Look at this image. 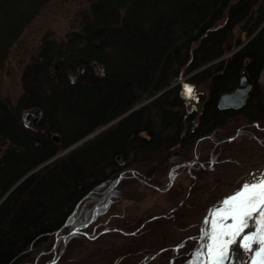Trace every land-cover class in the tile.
<instances>
[{"label":"trees","instance_id":"trees-1","mask_svg":"<svg viewBox=\"0 0 264 264\" xmlns=\"http://www.w3.org/2000/svg\"><path fill=\"white\" fill-rule=\"evenodd\" d=\"M36 1L0 0L19 17L0 37V69L50 0ZM242 70L253 87L246 104L220 109ZM263 70L264 0H88L65 39L44 38L24 65L15 102L0 98V264H68L69 250L93 244L101 264H183L214 200L134 222L99 216L127 181L163 191L173 168L193 177L221 169L214 184L233 178L232 191L262 169ZM185 85L201 89L192 107ZM32 109L40 115L28 125ZM204 139L220 140L205 158ZM190 146L193 158L178 163ZM159 171L161 187L151 182Z\"/></svg>","mask_w":264,"mask_h":264},{"label":"rangeland","instance_id":"rangeland-1","mask_svg":"<svg viewBox=\"0 0 264 264\" xmlns=\"http://www.w3.org/2000/svg\"><path fill=\"white\" fill-rule=\"evenodd\" d=\"M23 4L32 8V6L37 4V1L23 0ZM87 5L88 0H50L40 10V12L27 24L20 36L9 48L7 57L0 69V98L5 99L10 103L15 102L17 97L22 92L21 72L23 67L30 60V58L36 55L39 51L43 39H53L56 42L64 40L67 33L78 25L80 21V13L87 7ZM17 18L19 17H17L15 10H0V37L2 34L5 35L12 30L14 25L17 23ZM240 29L241 27L237 26L234 29V34L235 36H240L243 43H245L248 39H246L244 32H240ZM239 47H236L235 49ZM232 52L233 51H230L225 56H228ZM260 76V81L264 83V70ZM183 80L184 77L180 78L179 82ZM192 89L193 91L191 95L185 94L190 107L196 104L197 96L201 91L200 88ZM183 90L185 93L184 88ZM240 138L241 137H239V139ZM219 141L220 140H216L214 142V140L212 141L211 139H204V141L199 142V154H201L203 158L207 157L209 152L212 151V149L214 150L217 142ZM66 150L67 149L61 152L63 153ZM180 155L178 163L184 164V162L190 161L194 156L193 147L190 146L185 148ZM223 155L224 154L222 153L220 157ZM263 168L252 172V175L249 177V179H253V181H251L252 183H257L264 179ZM219 170H206V172L197 171L196 176L193 177L186 174V171H183V168L181 167L173 168V170L170 171L171 182L169 184V189L163 191H153L150 187L140 184L139 182L133 180L127 181L126 184L120 186L119 197L116 198L115 202L111 204L107 210L100 214L99 219L102 221L134 222V219L147 218L152 214L164 212V210L172 207L179 201H181V203L183 201V203H192L198 197L199 199H202L203 202H207V200H214L216 203L218 199L224 197L229 192L234 191H231V189L233 188L232 183H235V179L229 178L228 180L225 179L226 181H224V184L215 185L214 183L217 178H219L217 173ZM164 173V171H159L158 174L160 175L153 176V180L151 182H154V184H157L159 187L167 184L168 178ZM249 179L245 181H248ZM251 182L249 181L247 183L252 184ZM230 206H232V203H229V205L226 206V210L229 209ZM208 207L199 215V227L201 231L197 240L191 238L186 240L188 244L192 245V254L188 260L183 262V264L204 263L205 248L201 250L203 251L202 257H199V259L195 261L197 263H194L193 261L197 252L196 246L200 241L199 239L203 236L202 218L207 213V210L209 209ZM229 221L230 218L228 216L223 222L224 226ZM216 226V223L209 225L211 233L216 230ZM262 227L264 228V221ZM222 237L226 239L228 237V232L224 230ZM219 244L222 245H220L218 251H215V253H212L214 251L210 252L213 254L210 257V260L214 259L215 261H220V259L226 256L227 243L222 242L221 238H219V242H216L214 239H210L206 244V249L208 251L214 250L215 248H218ZM93 246L95 245H87L84 249L78 247V249L69 250L71 257L68 264H74L76 261L79 263L86 262V264H101V256L99 255V252L101 251ZM194 251H196L195 254H193ZM82 254L84 255V258L82 257ZM250 255L251 254L248 252L245 254L246 263L250 261ZM192 257L193 260H191ZM231 264H233V262Z\"/></svg>","mask_w":264,"mask_h":264},{"label":"water","instance_id":"water-1","mask_svg":"<svg viewBox=\"0 0 264 264\" xmlns=\"http://www.w3.org/2000/svg\"><path fill=\"white\" fill-rule=\"evenodd\" d=\"M252 89H253L252 81L247 76L245 70H242L241 71V75H240V79L238 81V84L234 87L233 90L224 91L223 93H221L219 95V97L217 98V100H218L217 101V106L220 109L240 108V107H242L243 105L246 104V101L248 100V97H249ZM135 108L136 107H134L133 109H135ZM39 115H40V110L39 109L25 110L23 112V119H24L26 124L30 125V124H32V122L36 121V119L39 117ZM114 121H112V122H114ZM112 122H110V123H112ZM104 127L105 126L99 128V129H96L89 136L97 133L99 130L103 129ZM89 136H87V137H89ZM53 139L57 140L58 136L57 135H53ZM32 171H30V172H32ZM29 173H27L25 176H27ZM263 173H264V168H263ZM249 181L251 182V181H253V179L250 178L248 181H244V183H247ZM244 183L241 184V187L243 186ZM241 187H239V189H237V190L229 192L224 197L218 199V201L216 203H214L213 205L208 207L209 209L207 211H212L215 208V206L218 205L219 202H221L225 198H228L229 196L235 194L237 191H239L241 189ZM258 191H260V189H258ZM229 218H230V221L226 225L234 224V228H235V222L233 220V217L231 215H229ZM260 221L261 222H260L259 225L255 224L253 221H250L249 222V227L245 230L244 234L251 235L252 232H256L257 228H259L261 230L262 235H264V228L262 227V224H263V221H264V217H261ZM226 225H225L224 229H225V231L228 232V237L226 239H224V237H222V239H223L222 242L231 241L233 239H236V243L233 244V245L227 244L228 253H227L226 257L222 261H220L219 263H215V264H231L232 262H233V264H252L253 263V256L250 255L249 256L250 257V259H249L250 261L248 263H246V260H245V254H246L245 250L246 249L240 247V244H241V242H243L245 245L251 246L252 242L254 240H256V237H254L253 240H251V241H242V237L241 238L235 237L234 228L233 229L227 228ZM199 240L200 241L198 242L196 248L198 247L199 244H201V242L203 243V245L205 247L206 243H207V240L205 238H203V236ZM238 248L241 249V253L238 252L239 251ZM262 248H263V254H262V257H261L262 260H261V262L259 264H264V243H263V247ZM211 251H213V250L208 251L207 249H204V252H205L204 261H205V263H203V264H208V259H209ZM195 252L196 251H194L193 254H195ZM191 260H193V257H192Z\"/></svg>","mask_w":264,"mask_h":264},{"label":"snow or ice","instance_id":"snow-or-ice-1","mask_svg":"<svg viewBox=\"0 0 264 264\" xmlns=\"http://www.w3.org/2000/svg\"><path fill=\"white\" fill-rule=\"evenodd\" d=\"M185 94L191 95L193 89L190 86L185 85ZM259 188V192L251 191L253 189ZM248 195H245V193ZM242 197L243 199L238 200V198ZM235 201L236 203L230 208L228 215L233 217L235 222L234 224L226 225L227 228H234V235L237 238L242 237V241H251L254 237L257 236V232L259 228H257L256 232H252L251 235L244 234L245 230L249 227V222L253 221L255 224H260V218L264 217V179L257 183H245L242 188L237 191L235 194L229 196L227 199L222 201V205H228L230 202ZM217 207L215 210L210 212V217L214 218L217 212L223 213V206ZM211 219H206V224H211ZM209 239H213L210 232L206 233ZM225 243L229 245H233L236 243V239L231 241H226ZM257 243H264V235L260 236L257 240ZM240 247L248 249L250 246L245 245L241 242Z\"/></svg>","mask_w":264,"mask_h":264},{"label":"bare ground","instance_id":"bare-ground-1","mask_svg":"<svg viewBox=\"0 0 264 264\" xmlns=\"http://www.w3.org/2000/svg\"><path fill=\"white\" fill-rule=\"evenodd\" d=\"M258 189L259 188L253 189L251 191L259 192ZM245 195H248V193L246 192ZM225 199H227V198H225ZM240 199H243V198L242 197L238 198V200H240ZM222 201L219 202L218 205H216L213 210H215L217 207H220L222 205ZM230 203H232V206H233L236 202L233 201V202H230ZM222 206L224 208V212L223 213L217 212L215 217L211 218L210 217V212L211 211H207V213L202 218L203 219V221H202L203 238H205L207 240V242H209L210 239L208 238V235H206V233H209V232H210L212 237L214 236L213 239L216 242H219V238L222 239V235H223L224 230H225L224 229L225 226H224L223 222L229 216L228 212H229L230 208L232 207V206H230L229 209L226 210V208H227L226 206L227 205H222ZM206 219H211V221H212L211 224L212 223H216V225H217L216 226V230L213 233H211V231L209 229V225L210 224H206L205 223ZM260 236H262V233H261V230L259 229V231L257 232L256 240H254L255 242L253 241L252 245L248 248V253H250L251 256H253V263L252 264H259L261 262V260H262L261 257H262V254H263V248H262L263 247V243H257V240H258V238ZM204 248L206 249L207 247L206 246L204 247L203 243L201 242V244H199L198 247H197V250H196L197 252L195 254V259L193 261L194 263H197L195 261L197 259H199V257H202L203 251H201V250H203ZM245 251L247 252V250H245ZM238 252L241 253V251H238Z\"/></svg>","mask_w":264,"mask_h":264},{"label":"flooded vegetation","instance_id":"flooded-vegetation-1","mask_svg":"<svg viewBox=\"0 0 264 264\" xmlns=\"http://www.w3.org/2000/svg\"><path fill=\"white\" fill-rule=\"evenodd\" d=\"M71 79L74 80V76H71ZM36 120H37V119H36ZM35 122H36V121H35ZM35 122H32V124H35ZM32 124H31V125H32ZM210 165H213V164L210 163ZM220 245H222V244H219L218 248H215V249L213 250L214 252H212V253H215V251H218ZM226 246H227V245H226ZM226 249H227V248H226ZM238 250L241 251V249H239V248H238ZM246 250H247V252H248V249H246ZM247 252H246V253H247ZM212 253H210V256H209V259H208V264L219 263L220 261H222V260L226 257V256H225L224 258L220 259V261H215L214 259H211V260H210V257L213 255ZM227 253H228V250L226 251V255H227ZM203 262L205 263V261H203Z\"/></svg>","mask_w":264,"mask_h":264}]
</instances>
